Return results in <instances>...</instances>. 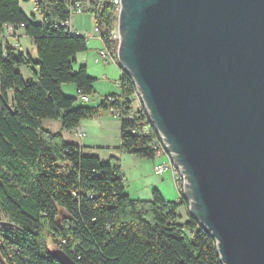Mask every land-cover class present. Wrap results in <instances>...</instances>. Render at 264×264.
Masks as SVG:
<instances>
[{
	"label": "trees",
	"instance_id": "1",
	"mask_svg": "<svg viewBox=\"0 0 264 264\" xmlns=\"http://www.w3.org/2000/svg\"><path fill=\"white\" fill-rule=\"evenodd\" d=\"M35 1L39 21L26 15L20 0H0V208L12 223H0L2 258L8 264H61L52 255L60 248L77 264H223L215 238L187 211L182 190L176 200L156 187L149 199L133 198L125 191L120 158L64 138L61 130L110 109L120 117L121 150L154 158L160 148L144 104L133 103L136 85L126 71L120 91L97 105L63 93V83L74 84L81 98L95 91L86 65L73 67L88 36L67 27L75 0ZM82 2L100 28L102 45L116 53L114 6ZM7 27L22 30L35 55L11 42ZM47 118L59 120L61 130L45 129ZM180 206L189 215L185 221Z\"/></svg>",
	"mask_w": 264,
	"mask_h": 264
},
{
	"label": "water",
	"instance_id": "2",
	"mask_svg": "<svg viewBox=\"0 0 264 264\" xmlns=\"http://www.w3.org/2000/svg\"><path fill=\"white\" fill-rule=\"evenodd\" d=\"M118 33L191 217L223 264H264V0H121Z\"/></svg>",
	"mask_w": 264,
	"mask_h": 264
},
{
	"label": "rangeland",
	"instance_id": "3",
	"mask_svg": "<svg viewBox=\"0 0 264 264\" xmlns=\"http://www.w3.org/2000/svg\"><path fill=\"white\" fill-rule=\"evenodd\" d=\"M35 0H20L21 9L30 16L35 14L36 21L40 20L39 14L33 10V4ZM70 19L76 26L78 33L86 34L88 32V48L76 56V62L73 64L75 70L81 65L86 64L87 71L93 72L94 81V93L88 94V99H82L78 94L77 88L72 83H63L62 91L66 95L77 96L78 103L85 105H97L102 97L112 93H118L120 91L119 84H116L117 79L120 77V69L112 61L105 63L100 57L101 43L99 42L97 34H93L94 20L92 15L88 12H73ZM118 26V25H117ZM116 28V26H115ZM114 28V29H115ZM6 33L11 42H21L22 49L26 52L29 51L35 55V49L32 45L29 37L25 36L20 29H14L12 27L6 28ZM93 34V37H92ZM24 35V36H23ZM15 39H14V38ZM20 37V40L18 39ZM95 37V38H94ZM16 40V41H15ZM119 41V39H118ZM84 52H87L88 58L83 59ZM86 57V56H85ZM99 59V62L98 60ZM116 60L119 61L118 53L116 51ZM22 70V66L18 67ZM23 71V70H22ZM103 75H105L103 77ZM101 97V98H100ZM142 101L137 94L134 95L133 103ZM137 106V105H136ZM45 129H50L54 132L61 130V123L56 119H43L42 123ZM81 128L84 131V135L80 136L73 131L63 130L62 133L68 141L80 142L85 146L86 151L98 154L102 157H108L109 155H115L120 158L121 170L125 176V191L129 192L130 195H134V189L137 184L144 180L143 184L153 185L155 183L163 184L164 196L169 200H176L177 196H174L177 190L171 181L169 182V172H165V175H157L153 171V164L155 161L163 160L162 156L154 158L138 157L134 154L127 153L119 148L120 137H119V125L120 117L115 115V111L110 109L101 111L100 113L87 117L80 122ZM173 180V179H172ZM188 211V210H187ZM186 208L180 206L177 210L180 215V221H185L189 217ZM9 217L0 208V221H7ZM52 248V244H50ZM0 264H8L0 255Z\"/></svg>",
	"mask_w": 264,
	"mask_h": 264
},
{
	"label": "built area",
	"instance_id": "4",
	"mask_svg": "<svg viewBox=\"0 0 264 264\" xmlns=\"http://www.w3.org/2000/svg\"><path fill=\"white\" fill-rule=\"evenodd\" d=\"M35 2L36 1H34V4H33V10L36 9ZM107 3L112 4L114 6L115 11H116V16H117L116 24H115L116 28L112 31V36L114 39L118 40L119 39V33H118V26L117 25H118V16H119L120 7H121V0H102V4H103L102 6H104ZM81 4H83L82 0H75L74 6H71L72 13L73 12H82V5ZM67 27L70 31H73L76 29L74 26L70 25L69 22L67 24ZM93 34H97L98 38L100 39V28L97 25L94 26ZM87 35H88V32H87ZM116 51H117V49H116ZM100 57L103 59L104 62L109 63L111 60L113 61L114 57H116V53H111L104 46H102V48L100 49ZM136 94H137V91H136ZM82 99L87 100L88 97L83 95ZM76 134L82 136V135H84V131L77 129ZM161 153L165 154V147L163 145L162 139L160 138V148H159L157 154H161ZM165 155L167 156V159H165L164 161H160L154 165V168H153L154 173L162 176L165 172H170L172 174V177H173V180L175 182L176 187L179 190H183L182 189V187H183V174L178 170L177 166L174 163H172V161L170 160L168 155L167 154H165Z\"/></svg>",
	"mask_w": 264,
	"mask_h": 264
},
{
	"label": "crops",
	"instance_id": "5",
	"mask_svg": "<svg viewBox=\"0 0 264 264\" xmlns=\"http://www.w3.org/2000/svg\"><path fill=\"white\" fill-rule=\"evenodd\" d=\"M93 18V17H92ZM69 24L70 25H72V26H74L75 28H76V26L77 25H75V24H73V21H72V19H70V21H69ZM24 36V35H23ZM92 37H93V35H92ZM14 38V37H13ZM95 38V37H94ZM15 39V38H14ZM18 39L20 40V37H18ZM97 40H99V42L101 43V40L98 38ZM16 41V40H15ZM31 41V40H30ZM17 42V41H16ZM15 42V43H16ZM21 43V42H20ZM31 43H32V41H31ZM33 45V44H32ZM34 46V45H33ZM103 45H102V43H101V47H102ZM80 54V53H79ZM86 56V57H85ZM86 58V62H87V58H88V54H87V52H84V54H83V59H85ZM98 60V62H99V59H97ZM103 60V59H102ZM112 62V61H111ZM113 62L117 65V67L120 69V76H121V72H122V68L119 66V63H118V61L116 60V57H114V59H113ZM105 63H108V62H105ZM86 65V64H85ZM88 70V69H87ZM91 73V76H93L92 74H93V72H90ZM90 75V74H89ZM105 75H103V77H104ZM120 78V77H119ZM119 78L117 79V81H116V84H119ZM101 98V97H100ZM115 115H117L116 113H115ZM77 129H80V130H82L83 131V129L81 128V125H79L77 128H75V129H72V130H69V131H73V132H75L76 133V130ZM63 130H61V132H62ZM119 131H120V125H119ZM63 134V133H62ZM119 134H120V132H119ZM63 136H64V138L66 139V137H65V134H63ZM78 143H80V142H78ZM80 144H83V143H80ZM159 156H162L163 157V160L164 159H167V156L164 154V153H161V154H157L156 156H155V158L154 159H157V157H159ZM161 160H162V158H161ZM161 160H158V161H155V163L153 164V168H154V165L156 164V163H158V162H160ZM154 171V170H153ZM164 175H165V173H164ZM167 178H169V182L171 181V183H173V185L175 186V188H176V190H177V193L175 192L174 194V196H177L176 197V199L177 198H179V196H180V191H179V189L176 187V185H175V182H174V180H172L173 179V177H172V174L169 172V175L167 176ZM143 182H144V180L142 179V181H140V183L139 184H137L136 186H135V189H134V195H130L129 194V192H127L131 197H133V198H140V199H149L150 197H151V191H152V188H158L159 190H160V192L162 193V195L164 196V192H163V188H165V187H163L164 185L163 184H159V183H155V184H153V185H145V184H143ZM165 197V196H164ZM166 198V197H165ZM167 199V198H166ZM169 200V199H168ZM189 208V207H188ZM189 211V210H188Z\"/></svg>",
	"mask_w": 264,
	"mask_h": 264
},
{
	"label": "bare ground",
	"instance_id": "6",
	"mask_svg": "<svg viewBox=\"0 0 264 264\" xmlns=\"http://www.w3.org/2000/svg\"><path fill=\"white\" fill-rule=\"evenodd\" d=\"M77 128V127H76Z\"/></svg>",
	"mask_w": 264,
	"mask_h": 264
}]
</instances>
